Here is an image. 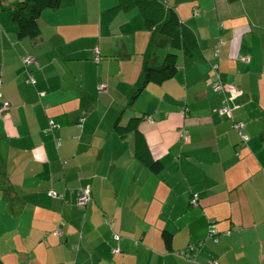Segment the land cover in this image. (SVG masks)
<instances>
[{
	"label": "crops",
	"instance_id": "0c3cea01",
	"mask_svg": "<svg viewBox=\"0 0 264 264\" xmlns=\"http://www.w3.org/2000/svg\"><path fill=\"white\" fill-rule=\"evenodd\" d=\"M0 1V89L11 104L0 114V264H264V0H164L201 55L180 56L177 74L130 106L151 37L140 11L62 0L37 36L20 39V0ZM29 54L37 64L27 68ZM216 63L232 117L213 88ZM142 115L160 173L135 155L134 133L113 129Z\"/></svg>",
	"mask_w": 264,
	"mask_h": 264
},
{
	"label": "trees",
	"instance_id": "16d2710c",
	"mask_svg": "<svg viewBox=\"0 0 264 264\" xmlns=\"http://www.w3.org/2000/svg\"><path fill=\"white\" fill-rule=\"evenodd\" d=\"M61 5L62 0H20L14 3L12 6L13 20L17 27L18 38L23 39L37 36L40 32L42 13L46 9L57 10ZM132 9L140 11L144 27L150 31L151 37L144 54L141 74L135 84V89L127 106H130L146 90L149 84H162L172 79L179 70L178 62L180 54L184 57L187 64L201 55V46L194 30L182 22L176 10L168 6L164 0H118V4L112 7L110 12L116 14ZM160 38L167 40V50L172 51L167 52L161 64L156 65L153 62V56L159 46ZM219 47L220 45L216 48V52L219 50ZM24 58L23 63L27 68L37 64V59L36 62L27 64ZM28 82L35 84L36 78L31 74ZM143 119V115L134 116L126 124H121L118 119L114 123L113 129L120 134L127 132L134 133L135 155L153 173H160L164 169V164L161 160L154 158L150 152L148 143L140 129V123ZM51 191H48V195L51 197L60 195L57 192L56 195H52L50 194ZM163 235L166 243L170 245L172 241L170 233L164 232Z\"/></svg>",
	"mask_w": 264,
	"mask_h": 264
},
{
	"label": "built area",
	"instance_id": "2783aa9c",
	"mask_svg": "<svg viewBox=\"0 0 264 264\" xmlns=\"http://www.w3.org/2000/svg\"><path fill=\"white\" fill-rule=\"evenodd\" d=\"M95 55H96V59H99L100 58V53H99V49H96L95 50ZM216 55H219V50H217L216 52ZM24 61L27 63V64H32L34 62H36V58L35 56L33 55H28L24 58ZM213 68V71H214V74H213V88L215 91H217L218 93H221V94H224V99H223V104L220 108V111L222 114H225L229 117H232V113H233V109L232 107L230 106L229 104V97L227 96V93L229 91V85L227 83H225L222 78H221V75H220V72H219V65L216 63L212 66ZM32 81H34L32 79ZM2 85V80L0 78V87ZM100 88L102 90H105L103 86H100ZM2 96H3V93L0 89V114L2 113H5L7 112L8 110H10L11 108V104L7 101H3L2 100ZM150 120H152V118H150ZM49 129L50 130H54L58 124L56 123V121L54 119H51L49 121ZM233 128L237 129V130H240L243 126V123L242 122H234L233 123ZM188 135L189 133L188 132H182V138L183 140H188ZM245 139L247 140V137H245ZM50 194L52 195H56V192L55 191H51ZM91 199V194H90V188H84L82 190H80L78 192V202L79 204L81 205H86ZM199 204V194L197 192L193 193L192 195V199H191V205L192 206H197ZM231 231H227L225 232L224 234H230ZM218 233V230L216 229L215 227V223H211L210 224V236L215 238L217 240V235ZM198 250L197 247L193 246L192 247V251L193 252H196ZM212 264H216L215 262H213Z\"/></svg>",
	"mask_w": 264,
	"mask_h": 264
},
{
	"label": "rangeland",
	"instance_id": "374dc122",
	"mask_svg": "<svg viewBox=\"0 0 264 264\" xmlns=\"http://www.w3.org/2000/svg\"><path fill=\"white\" fill-rule=\"evenodd\" d=\"M169 51H172V50H167V49H164L163 47L159 49V54L161 55V61H160L159 64H161V62H162V60H163L165 54H166L167 52H169ZM180 56H182V55L180 54Z\"/></svg>",
	"mask_w": 264,
	"mask_h": 264
}]
</instances>
